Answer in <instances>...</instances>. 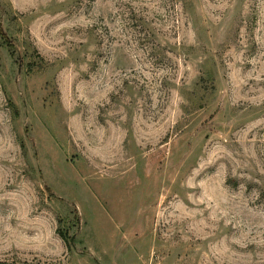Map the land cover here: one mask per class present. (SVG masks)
<instances>
[{"label": "rangeland", "instance_id": "rangeland-1", "mask_svg": "<svg viewBox=\"0 0 264 264\" xmlns=\"http://www.w3.org/2000/svg\"><path fill=\"white\" fill-rule=\"evenodd\" d=\"M0 264H264V0H0Z\"/></svg>", "mask_w": 264, "mask_h": 264}, {"label": "trees", "instance_id": "trees-1", "mask_svg": "<svg viewBox=\"0 0 264 264\" xmlns=\"http://www.w3.org/2000/svg\"><path fill=\"white\" fill-rule=\"evenodd\" d=\"M65 235V234H64Z\"/></svg>", "mask_w": 264, "mask_h": 264}]
</instances>
